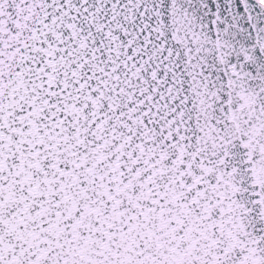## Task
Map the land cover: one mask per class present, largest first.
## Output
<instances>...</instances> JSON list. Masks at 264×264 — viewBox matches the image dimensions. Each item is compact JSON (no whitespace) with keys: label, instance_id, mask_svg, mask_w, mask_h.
Segmentation results:
<instances>
[{"label":"snow or ice","instance_id":"snow-or-ice-1","mask_svg":"<svg viewBox=\"0 0 264 264\" xmlns=\"http://www.w3.org/2000/svg\"><path fill=\"white\" fill-rule=\"evenodd\" d=\"M0 264H264V0H0Z\"/></svg>","mask_w":264,"mask_h":264}]
</instances>
